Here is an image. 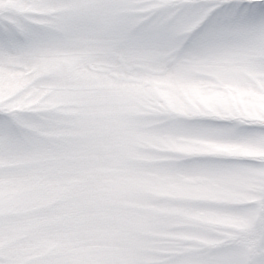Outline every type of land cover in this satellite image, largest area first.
Returning <instances> with one entry per match:
<instances>
[{
    "label": "snow or ice",
    "instance_id": "1",
    "mask_svg": "<svg viewBox=\"0 0 264 264\" xmlns=\"http://www.w3.org/2000/svg\"><path fill=\"white\" fill-rule=\"evenodd\" d=\"M208 80L261 106L152 95ZM144 137L264 154V0H0V264H264V155L153 154L233 195L160 201L185 223L145 234L127 207Z\"/></svg>",
    "mask_w": 264,
    "mask_h": 264
},
{
    "label": "rangeland",
    "instance_id": "2",
    "mask_svg": "<svg viewBox=\"0 0 264 264\" xmlns=\"http://www.w3.org/2000/svg\"><path fill=\"white\" fill-rule=\"evenodd\" d=\"M195 71L212 75L211 71L206 69ZM220 87L213 80L179 86L163 85L155 89L152 95L160 101V106L180 112L226 106H261L262 98L259 96L227 85L218 91ZM136 149L137 158L145 167L136 171V179L129 186L127 207L142 213V230L145 234L151 232L163 234V229L180 227L185 223L184 216L178 209L169 203L161 204L160 201L217 200L233 195L232 192L211 185L199 177H173L159 171H150L147 165L163 162L165 159L163 155L153 154L216 151L239 155H264L237 145H215L169 137H144L137 141ZM200 220L204 223L215 222L212 217H202Z\"/></svg>",
    "mask_w": 264,
    "mask_h": 264
}]
</instances>
